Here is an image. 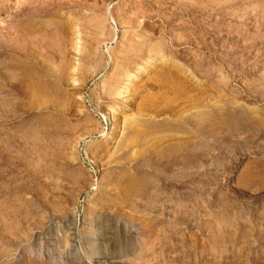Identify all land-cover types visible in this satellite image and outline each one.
<instances>
[{"label": "rangeland", "instance_id": "1", "mask_svg": "<svg viewBox=\"0 0 264 264\" xmlns=\"http://www.w3.org/2000/svg\"><path fill=\"white\" fill-rule=\"evenodd\" d=\"M0 264H264V0H0Z\"/></svg>", "mask_w": 264, "mask_h": 264}]
</instances>
